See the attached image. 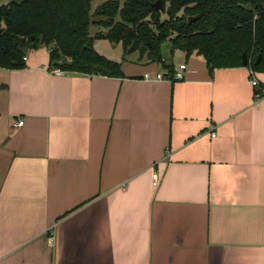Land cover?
<instances>
[{"label":"crops","instance_id":"1","mask_svg":"<svg viewBox=\"0 0 264 264\" xmlns=\"http://www.w3.org/2000/svg\"><path fill=\"white\" fill-rule=\"evenodd\" d=\"M183 55L0 67V264H264V98L249 67Z\"/></svg>","mask_w":264,"mask_h":264},{"label":"trees","instance_id":"2","mask_svg":"<svg viewBox=\"0 0 264 264\" xmlns=\"http://www.w3.org/2000/svg\"><path fill=\"white\" fill-rule=\"evenodd\" d=\"M4 1L3 68H24L27 53L44 46L51 69L123 77L122 64L95 49V40L108 39L121 43L125 55L137 54L146 63H162V46L169 41L171 52L201 56L211 70L242 67L246 54L247 67L264 73V0H161L160 10L154 8L158 0ZM95 1L102 3L94 9Z\"/></svg>","mask_w":264,"mask_h":264},{"label":"rangeland","instance_id":"3","mask_svg":"<svg viewBox=\"0 0 264 264\" xmlns=\"http://www.w3.org/2000/svg\"><path fill=\"white\" fill-rule=\"evenodd\" d=\"M5 3L4 0H0V4ZM102 1H95L93 3V8L95 9ZM167 18V15H163V20ZM98 29L95 26L92 27V32L95 33ZM48 49L47 47H45ZM95 49L105 57L111 60H115L118 62L125 61H138L137 54H128L125 55L123 45L121 43H114L108 39H97L95 40ZM31 51V50H30ZM29 51V52H30ZM27 53V55L29 54ZM162 53L164 58H168L170 61H179L184 53L181 51L171 52L170 42L167 41L162 46ZM184 56V55H183ZM193 56V55H192ZM191 57V56H190Z\"/></svg>","mask_w":264,"mask_h":264},{"label":"built area","instance_id":"4","mask_svg":"<svg viewBox=\"0 0 264 264\" xmlns=\"http://www.w3.org/2000/svg\"><path fill=\"white\" fill-rule=\"evenodd\" d=\"M27 57L24 58L26 61ZM187 70V64L182 63L178 66H175L173 69L169 70L166 74L163 73H152L150 71L144 73L143 79L145 80H151V81H161V80H169V81H178L185 78V73ZM56 74H64L65 71L60 69H54L52 71ZM250 74H251V84L256 87L255 91V98L261 99L264 98V83H261L259 79L257 78V73L250 68ZM24 120L20 119L18 120L17 124L18 126H22L24 124ZM212 136H216V132L212 133ZM153 183L155 186H158L160 184V176L158 173H155L153 175Z\"/></svg>","mask_w":264,"mask_h":264},{"label":"water","instance_id":"5","mask_svg":"<svg viewBox=\"0 0 264 264\" xmlns=\"http://www.w3.org/2000/svg\"><path fill=\"white\" fill-rule=\"evenodd\" d=\"M154 8L157 9V10H160V9L162 8V2H161V0H158V1L154 4ZM194 20H196L195 17L190 18V21H194ZM261 59H262V54H259L258 57H257V61H256V63L259 64L260 61H261ZM248 62H249L248 57H247L246 54H244V55H243V65H244V66H247V65H248Z\"/></svg>","mask_w":264,"mask_h":264}]
</instances>
